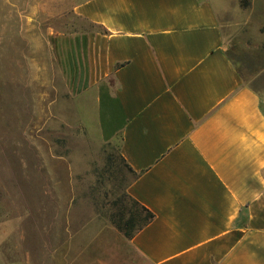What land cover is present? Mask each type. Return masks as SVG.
<instances>
[{
  "label": "crops",
  "instance_id": "0c3cea01",
  "mask_svg": "<svg viewBox=\"0 0 264 264\" xmlns=\"http://www.w3.org/2000/svg\"><path fill=\"white\" fill-rule=\"evenodd\" d=\"M216 2L75 7L98 31L54 36L65 85L120 141L128 193L155 217L128 239L103 217L73 230L69 212H33L44 241L1 237L0 264H264V97L229 57Z\"/></svg>",
  "mask_w": 264,
  "mask_h": 264
},
{
  "label": "rangeland",
  "instance_id": "374dc122",
  "mask_svg": "<svg viewBox=\"0 0 264 264\" xmlns=\"http://www.w3.org/2000/svg\"><path fill=\"white\" fill-rule=\"evenodd\" d=\"M85 1L0 0V238L9 243L44 241L33 237V212H69L74 230L94 217L112 221L116 204L128 203L134 176L120 141H103L87 98L67 90L63 49L55 51L64 40L54 36L98 31L74 13ZM216 4L229 57L264 97V0Z\"/></svg>",
  "mask_w": 264,
  "mask_h": 264
},
{
  "label": "trees",
  "instance_id": "16d2710c",
  "mask_svg": "<svg viewBox=\"0 0 264 264\" xmlns=\"http://www.w3.org/2000/svg\"><path fill=\"white\" fill-rule=\"evenodd\" d=\"M126 167L136 179L133 171L127 165ZM127 199L128 203L125 201L116 204L119 208L111 217V222L126 238L132 239L138 232L149 225L155 216L130 195H128Z\"/></svg>",
  "mask_w": 264,
  "mask_h": 264
}]
</instances>
